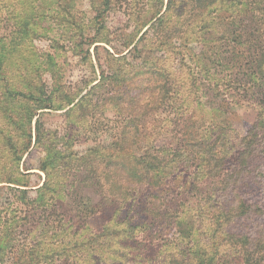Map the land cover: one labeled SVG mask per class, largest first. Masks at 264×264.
Returning <instances> with one entry per match:
<instances>
[{"label":"trees","instance_id":"trees-1","mask_svg":"<svg viewBox=\"0 0 264 264\" xmlns=\"http://www.w3.org/2000/svg\"><path fill=\"white\" fill-rule=\"evenodd\" d=\"M0 1L5 12L15 9L9 2L16 0ZM112 6L118 10L121 1L98 0L99 14ZM170 14L175 22H167ZM150 31L207 74L198 72L190 86L158 76L124 98L98 60L94 86L111 92L115 119L105 142H97L98 130L88 135L85 153L65 164V174L76 181V197L90 199L91 216L107 219L77 245L103 260L93 264H264V0H167L143 33ZM192 43L200 45L197 53ZM203 79L210 112L198 107ZM51 92L39 84L17 94L54 109ZM232 103L251 105L254 120L236 122ZM34 115L23 117L14 159L44 144L40 115L31 125ZM23 165L31 168L26 158ZM38 168L48 177L45 161ZM47 184L46 178L37 190ZM187 195L193 204L180 208ZM6 249L0 246V264L9 260Z\"/></svg>","mask_w":264,"mask_h":264},{"label":"rangeland","instance_id":"rangeland-1","mask_svg":"<svg viewBox=\"0 0 264 264\" xmlns=\"http://www.w3.org/2000/svg\"><path fill=\"white\" fill-rule=\"evenodd\" d=\"M119 1L121 8L109 7L101 15L98 0H16L9 2L15 9L6 12L0 1V44L4 45L0 50V181L13 178L0 184V246L7 247L2 250L9 258L6 264L103 261L85 254L77 242L100 229L106 215L91 216L90 199L76 197V181L72 176L66 179L65 174V164L85 153L88 135L98 130L97 142H105L109 138L107 125L115 119L111 92L94 86L99 63L104 76L118 79L116 87L124 92V98L138 94L140 85L146 87L158 76H175L178 84L190 86L193 76L207 74L197 67L196 59L176 56L172 45L156 42L153 31L143 33L165 10L167 0ZM20 20L25 22L22 43L16 32ZM166 20L175 22L176 18L170 14ZM180 27L178 24L176 33ZM188 46L196 53L200 49L195 43ZM203 80L198 107L209 111L204 86L208 80ZM39 84L52 90L54 109L38 108L35 100L26 104L17 94ZM101 95L107 99H100ZM232 109L236 122H252L256 117L255 109L247 103H232ZM27 111L29 116L35 114L32 127L40 115L44 144L29 155L21 153L18 160L12 153L22 147L20 126ZM25 158L31 167L28 170L23 165ZM41 161L46 162L48 177L38 168ZM46 178L48 184L37 190ZM90 191L89 187L82 190L92 197ZM193 202L187 195L180 208Z\"/></svg>","mask_w":264,"mask_h":264}]
</instances>
